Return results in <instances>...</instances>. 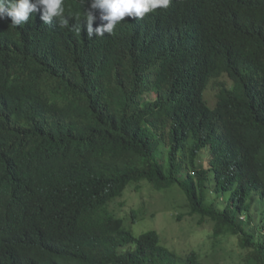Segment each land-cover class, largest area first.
I'll return each mask as SVG.
<instances>
[{"label":"trees","instance_id":"obj_1","mask_svg":"<svg viewBox=\"0 0 264 264\" xmlns=\"http://www.w3.org/2000/svg\"><path fill=\"white\" fill-rule=\"evenodd\" d=\"M91 2L65 0L64 27L0 20V264H205L135 234L145 200L111 209L144 189L179 191L178 220L264 264V0H196L89 37Z\"/></svg>","mask_w":264,"mask_h":264},{"label":"rangeland","instance_id":"obj_2","mask_svg":"<svg viewBox=\"0 0 264 264\" xmlns=\"http://www.w3.org/2000/svg\"><path fill=\"white\" fill-rule=\"evenodd\" d=\"M217 93L218 90L213 83L206 89L204 100L208 106L212 108L216 106ZM142 193H145V199L138 194V191L130 190L124 199L111 205V209L115 212L127 213L131 208L137 209L141 202L146 201L148 206L133 228L136 235L155 230L160 234L163 245L180 255L188 254L193 250L199 251L203 255L205 264H245L244 254L236 237L221 239L216 252L210 224L199 225V218L189 215L178 220V216L185 212L182 207L175 204L176 201L184 204L182 193L173 191L162 195L149 189H144ZM124 202L125 206L120 205Z\"/></svg>","mask_w":264,"mask_h":264},{"label":"clouds","instance_id":"obj_3","mask_svg":"<svg viewBox=\"0 0 264 264\" xmlns=\"http://www.w3.org/2000/svg\"><path fill=\"white\" fill-rule=\"evenodd\" d=\"M196 0H92L91 9H99L98 27H93L97 20L94 11L84 12L83 24L87 25L89 37L94 34L103 36L111 33L123 20H156L160 22L165 15H178L181 9L193 4ZM65 0H0V20L10 18V26L20 27L26 24L32 13L40 12L41 20L51 24L58 20L61 27L67 26L69 18L65 16ZM87 0H82V4ZM79 31V28L76 29ZM206 102V101H205ZM210 107V106H209ZM212 108V107H211Z\"/></svg>","mask_w":264,"mask_h":264}]
</instances>
